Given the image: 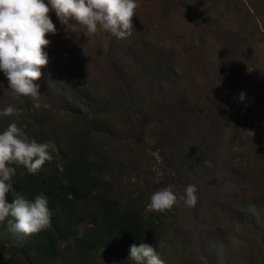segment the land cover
Returning a JSON list of instances; mask_svg holds the SVG:
<instances>
[{
	"label": "rangeland",
	"instance_id": "obj_1",
	"mask_svg": "<svg viewBox=\"0 0 264 264\" xmlns=\"http://www.w3.org/2000/svg\"><path fill=\"white\" fill-rule=\"evenodd\" d=\"M137 3L126 44L108 47V31L90 34L80 26L79 44L66 40L58 50L59 74L75 77L94 98L78 103L80 113L63 109V101L51 93L62 80L54 84L42 73L35 81L49 105L36 111L29 98L21 103L12 97L3 71L0 110L22 109L9 120L30 139L56 147L59 131L88 127L89 158L112 161L96 170L97 194L105 191L128 211L140 209L141 219H153L164 232L157 245L165 264H264V240L237 210L252 191L247 189L262 181L253 167L264 154V0ZM59 34L67 38L61 28L48 35L56 41ZM129 39L135 48H128ZM52 47L50 42L44 50ZM96 106L99 127L81 125ZM35 114L54 120L52 130L45 118L33 122ZM256 148L258 154L252 152ZM190 184L197 189L195 207L179 201L165 213L149 209L152 193L170 186L184 195ZM88 198L85 208L96 210L99 205ZM88 226L81 221L78 235ZM2 238L0 264H6ZM140 239L133 244L146 243ZM104 250H99L102 262Z\"/></svg>",
	"mask_w": 264,
	"mask_h": 264
},
{
	"label": "trees",
	"instance_id": "obj_2",
	"mask_svg": "<svg viewBox=\"0 0 264 264\" xmlns=\"http://www.w3.org/2000/svg\"><path fill=\"white\" fill-rule=\"evenodd\" d=\"M49 16L55 26L60 24L54 12H50ZM80 26L83 27L75 20H71L68 25H59L57 28H61L63 34L67 35L66 39L62 38V34L58 35L56 41L52 35L46 36L53 47L47 53L49 61L47 66L41 68V73L50 76L54 84L62 80L61 86H54L51 93L60 97V101H63V109L70 113H80L78 103L86 105L88 100L94 99L91 98V93L85 85L76 83L75 77L59 74L57 54L60 51L58 50L64 47L63 43L66 40L79 44L76 36ZM109 34L108 47L115 43L126 44V40L118 39L110 32ZM127 44L128 48H135L137 45L133 39H129ZM140 48L139 45L138 49ZM96 110L97 106L94 107L89 122H82L81 125L88 123L90 128H98ZM86 113H82L79 118H83ZM31 117L37 124L41 118L49 120L48 115L35 114ZM0 119H2L0 132L14 122L9 120L8 116H0ZM49 121L50 131L55 123L54 120ZM88 130V127L86 129L67 127L59 131L57 137L60 145L56 147L58 152H51L52 161H46L42 170L35 175L27 173L23 166L6 165L16 169L10 180L14 191L6 194L7 201L11 203L17 193L29 200H33L37 194L44 193L48 197V206L52 215L51 227L28 237L11 233L8 228V218L0 222V237H3L6 245L4 250L8 252L4 263L130 264L129 248L133 241H138L140 238L146 241V244L153 245L157 254L160 251L157 241H162L164 232H158V226H155L151 217L141 219L140 209L133 208L128 211L125 206L120 205L119 199L112 198L105 191L100 195L97 194L96 187L101 178L96 170L100 165L101 169H105L112 164V161L109 158L101 160L96 157L89 158L91 147L88 146ZM252 152L258 154L259 149L256 148ZM178 154L176 156L179 158L180 154ZM259 161L260 163L253 169L260 174L258 177L262 181L254 188L247 189L252 191H249L244 204L237 210L241 212L240 218L254 223L259 236L264 240V154L260 155ZM87 197H89L88 202L93 199L99 205L96 210L85 208L84 201ZM81 221L88 222L89 226L78 235L77 226ZM101 248L105 249L104 262L101 260L103 252L99 251Z\"/></svg>",
	"mask_w": 264,
	"mask_h": 264
},
{
	"label": "clouds",
	"instance_id": "obj_3",
	"mask_svg": "<svg viewBox=\"0 0 264 264\" xmlns=\"http://www.w3.org/2000/svg\"><path fill=\"white\" fill-rule=\"evenodd\" d=\"M139 7L137 0H0V71L8 80V88L14 99L23 103L22 97L33 102V109H47L41 100L39 85L41 68L48 64L44 50L57 28L49 16L54 11L61 25L75 20L96 34L99 29L108 31L118 39L127 38L134 28L133 17ZM245 93H239L243 101ZM22 109L12 105L0 110V116H19ZM51 152H58L52 141L37 143L30 139L16 123H10L0 132V222L7 219L14 235L28 237L51 227V210L48 197L37 194L33 200L17 193L9 203L6 194L14 191L10 183L16 169L6 165L23 166L27 173L35 175L46 161H52ZM62 170V168H61ZM195 185H187L184 195L164 187L150 196L149 209L157 213L170 211L179 201L195 207L198 201ZM128 258L135 264H165L156 250L146 244H132Z\"/></svg>",
	"mask_w": 264,
	"mask_h": 264
}]
</instances>
